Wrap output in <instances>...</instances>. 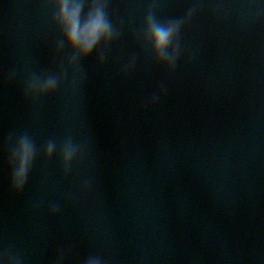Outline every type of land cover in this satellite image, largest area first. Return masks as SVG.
<instances>
[{"label":"water","instance_id":"95a60500","mask_svg":"<svg viewBox=\"0 0 264 264\" xmlns=\"http://www.w3.org/2000/svg\"><path fill=\"white\" fill-rule=\"evenodd\" d=\"M106 2L119 36L103 64L98 48L80 62L78 86L69 70L55 94L32 101L26 77L66 68L71 50L56 52L50 0H0V264L5 251L22 264H55L69 250L65 264L90 255L107 264H264V0ZM84 3L86 14L92 0ZM194 7L170 73L138 38L145 17L152 8L167 22ZM24 133L37 155L16 194L9 152ZM68 136L87 149L65 178L58 155L45 160L43 151Z\"/></svg>","mask_w":264,"mask_h":264},{"label":"clouds","instance_id":"9594fccd","mask_svg":"<svg viewBox=\"0 0 264 264\" xmlns=\"http://www.w3.org/2000/svg\"><path fill=\"white\" fill-rule=\"evenodd\" d=\"M50 2L55 7L53 24L62 38L57 45L56 52L59 54L67 45L71 50V56L67 67H64L62 61L60 70L55 74L37 75L33 72L26 77L23 92L25 98L32 101L55 94L69 70L73 87L78 86L83 81L80 62L100 48L98 59L103 64L106 57L105 50L119 36V30L108 16L106 0H92L86 14L84 0H50ZM197 10L198 8L194 7L182 18L161 22L156 19L153 9L150 8L145 17L143 32L138 38L150 51L154 62L166 68L170 73L175 72L182 56L181 33L186 26L190 25ZM134 63L133 58L124 69L125 75L132 69ZM15 77L16 73L13 71L9 74L8 80L12 81ZM163 91L162 88L160 93L150 99L149 103L155 105ZM86 149V143H77L71 136H68L59 145L54 139H50L44 145L43 156L45 160H51L54 155H58L63 176L67 178L73 167L84 158ZM36 155L34 140L27 133L21 134L9 152L10 188L14 193L19 194L24 190ZM91 190V181H85L81 185V192L89 193ZM66 198L70 199L71 194ZM39 207L40 204L36 203L33 211H38ZM59 210V205L56 203L49 206L50 215H56ZM68 255H70V250L67 253L59 252L55 264H65ZM3 259L5 264H22V258L9 251H5ZM83 264H107V262L98 255H90Z\"/></svg>","mask_w":264,"mask_h":264}]
</instances>
